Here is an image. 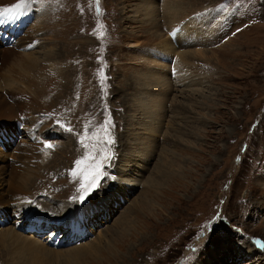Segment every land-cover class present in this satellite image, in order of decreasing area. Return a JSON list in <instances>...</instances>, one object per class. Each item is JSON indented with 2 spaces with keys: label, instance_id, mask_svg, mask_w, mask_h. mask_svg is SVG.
<instances>
[{
  "label": "rangeland",
  "instance_id": "1",
  "mask_svg": "<svg viewBox=\"0 0 264 264\" xmlns=\"http://www.w3.org/2000/svg\"><path fill=\"white\" fill-rule=\"evenodd\" d=\"M26 1L31 14L14 39L41 31L45 46L31 56L46 59H39L35 85L29 83L25 91L27 114L16 111L13 118L0 120V191L26 169L36 180L28 198L46 210L28 214L16 228L28 240L44 243L57 235L66 245L49 244L58 251L21 258L27 249L16 247L22 241L16 240L15 247L1 240L4 227H13L19 214L0 216V264H264V0ZM164 1L179 5L178 21L184 25L194 20L203 26L205 40L193 48L205 54L188 61L192 75L204 77V84L194 95L186 91L173 101L172 93L169 103H162L166 112L153 141L157 148L141 165L148 167L142 177L136 171L139 163L131 162L145 135L141 114L147 111L138 107L142 96L136 79L154 64L153 54L143 60L147 50L175 42V33L163 28L170 21L159 8ZM148 3L157 8L155 24ZM4 34L0 41L11 42L12 34ZM1 52L0 103L4 98L12 106L16 95L8 89L19 85L18 59L14 55L6 63ZM154 91L161 88L147 89ZM39 119L49 126L43 130L50 136L37 139L33 131V141L28 128ZM85 128L87 150L80 142ZM118 136L123 143L115 141ZM31 143L38 146L33 156L20 161L23 144ZM89 152L103 162V175L81 201L82 177L70 170ZM125 178L141 185L121 195L114 185L128 183ZM58 205L77 207V214L60 224ZM122 217L124 235H110ZM28 218L47 223L44 233L26 231ZM97 241L103 242L101 248Z\"/></svg>",
  "mask_w": 264,
  "mask_h": 264
},
{
  "label": "bare ground",
  "instance_id": "2",
  "mask_svg": "<svg viewBox=\"0 0 264 264\" xmlns=\"http://www.w3.org/2000/svg\"><path fill=\"white\" fill-rule=\"evenodd\" d=\"M6 1L8 0H0V9L9 8L11 7L12 4L17 3L18 0H10L11 3H5ZM25 2L26 4H23L22 7L16 9V11L13 14L3 17L2 18L3 22L0 23V36L1 35L4 36L5 31L9 32L13 36V38L10 40L11 42L5 43V42L0 41V51H2L1 53L4 55V59L6 63L12 58V56L15 55L14 60L18 59L16 65H18L19 68H18V73L17 71H14V72L18 78H21L18 82L19 85H16L14 87H9L8 89L10 90L12 94L16 95L15 97H13V99L15 100V103L12 106L9 104L10 105L9 106L4 98H3V102L0 103V120H5L10 117L13 118L16 111H18L17 116H19V113H20L21 116L23 117L25 116V113L29 111L27 109V106L29 103L28 101H30V99L27 96H25V91L29 89L28 87H30V85L32 84L35 85L36 81L34 79V75H35L34 71L40 63L38 61H40L41 59H44V60L46 59V58H40L38 56H31L32 55L31 52H33V54L40 53L41 50L39 51V49L40 48L42 49L45 46L44 38L42 37V34H40L41 31L37 33H34L32 31L28 33H23V35L21 36L19 35L20 37L18 39H14V35H16L19 32L17 28L21 27L24 24L25 20L29 18L30 17L29 15L31 14L30 5L28 4L29 1L27 2L25 0ZM159 8L160 9L162 8L164 13H166V16H169L170 18V21L167 23L168 29L164 25H163V28H165L167 32L172 31L173 33H175L174 36L176 35L177 39L175 37V42L173 45H170V44L168 45V43L166 45L165 43H163L162 48L160 50L157 49V46L155 47V49L157 50L150 49L149 52L147 50L146 51L147 54H145L147 58H143V60H147L148 58L151 57V54H153L154 61L152 62H154V64L152 66V69L149 70L146 76L144 73H140L138 75V79L139 80L143 79L144 81H139L138 79H136V84L137 85L139 84L141 86L139 88L141 90V96H142L141 97L142 100L139 103L138 107L141 106V110H147V111L141 114L143 116V122L146 121L144 124H142L145 135L139 138L140 141L139 140L138 141L141 142V147L138 151L139 154L136 153L137 155L132 157L133 159H131V162L132 164L139 163V164H136L139 169L138 170L136 168L137 169L136 171H137V175L138 174L142 175V177H143V174L141 172L144 170L146 171V169H148V167L144 168V166L146 165L145 162H147L148 164V162L153 158L154 152L157 148V141L156 142H153V141L155 137L159 135L160 133V127H161L162 117H163L161 113L165 114L166 112L164 105H162V103L165 102V104H168L169 101H167V98L170 95H172V93H175L171 96L172 100L175 97L177 98V95H179L178 97L183 96V93H185L186 91L194 95L195 91H199L198 88L200 89L203 88L202 86L204 84L203 82L204 80L202 81L204 77L198 76L199 78H196L192 75L193 71L189 69L190 64L188 61V59H191L193 57L195 58V56L197 55L205 54L204 49L201 50L200 48H193L194 46L201 45L203 41L205 40L202 38L205 36L203 33L204 31L203 26L201 24H198L197 22H194V20H193V23L189 25H184V23H182L183 21H178V18L180 16V11H178L179 5L177 3H174L171 1L170 2L164 1L159 5ZM149 9H151L152 11ZM156 10H157L156 6L154 7L153 4L148 3V7L146 8V11L150 13L152 12L153 15H152L151 22L154 24L158 20L157 18H153V16H155ZM135 13L137 14V12ZM155 27H157V24L155 25ZM177 27H180V32H176ZM151 35L157 37L158 39L161 37L157 32H153ZM5 38L10 39L11 35H6ZM2 44H4L6 47H2ZM29 47H32L35 49L33 51H27ZM185 47L189 49H185ZM19 48L22 50H19ZM192 48L193 50H191ZM159 53L161 54V56L157 59V54ZM0 57L2 58L1 55ZM47 58L49 59V55H47ZM171 68L173 69V74H171ZM201 76H204V75H201ZM24 83H26L27 85H25ZM29 83L30 85H28ZM153 85L155 87L159 86L161 88V91L160 92L154 91V93L148 94L147 89L149 87H153ZM162 90H165V91H162ZM31 92L33 94L35 93L34 91H31ZM38 121L40 122L41 125H37ZM38 121L36 120L34 124L33 125L31 124V126L29 125L30 127L28 128V131H30L29 135L30 136L33 135L31 138V140L33 141L36 138V135L34 134V132H37L38 134L37 139H39V137L45 138V137L50 136L48 132H46V130H43L46 127L49 128V126H45L44 125L45 122H43V120L41 119H39ZM18 124L22 125L21 121H18ZM1 128L3 127L0 126V129ZM9 132L12 133L13 131H9ZM9 137H12V135L9 134ZM5 140L6 139L3 138L2 142H4ZM115 141H119L122 143L124 142L123 140H120V136H118ZM23 145L25 146L23 149L19 148L21 152H24L22 153L23 155H21V153L18 151L19 149H17V151L19 152L18 154L20 155V161L23 160L24 156H27V155L33 156V152L34 150H36L34 146L35 145L37 146L36 143H31L29 145L23 144ZM152 148H153V151H151ZM29 152L31 154H28ZM49 153H46V157L49 155ZM144 163L145 165L141 166ZM166 164L171 165L169 160L166 162ZM25 170L26 169H23L22 173H16L15 175H12L11 181L9 182L8 189L3 192L0 191V210L1 212L5 213L4 215H0L1 218L9 219V215L19 214V217L16 218V222H14L13 227L12 226L4 227V231L2 233L4 234L5 232V235L1 240L7 241V243L8 241H10L12 244H14L16 240L22 241L23 245L21 246L16 247L14 244V246L17 249H22V248L27 249L25 252H23L20 255L21 258H24V256L22 257V255L23 254L26 255V253L27 254L30 253L32 255V254H36L37 252H57L58 251V249L51 250L49 247L50 246L49 244H51V246L53 244L54 248L57 246L66 245V241L65 240L61 241L60 237L57 235H53V236L50 235L51 238L49 237L50 239H48L47 241L44 240V243L43 242L39 243V241H35L32 239H31L32 241L30 239L29 241L27 238L23 236V234H21L22 232L20 233L21 230L19 231L16 228L15 224L25 219L28 214H35V215L40 216L42 214L37 213V211L46 210L45 205H38L39 203L33 204V202H30V199L28 198V196L36 180H34L33 176H32L33 177L32 179V177H30L31 175H27ZM12 171L10 172L8 171V173L12 174ZM3 172H2L3 174L5 173L7 174V172L5 171ZM124 181L128 183L116 182V184L114 185V190L118 191L119 194L121 195H123V192L125 193L126 191H128L127 193H132V191H135V189L139 187L138 185H141L137 179L125 178ZM0 190H2V187L0 188ZM9 193L11 194V196H9ZM12 203L13 205H11ZM72 207L73 208L67 209L62 205H58L57 208L59 209V213L57 215L59 216L55 218V220L56 221L59 220L61 222L60 224L66 223L70 215L75 214V213L77 214V211H78L77 207H74V206ZM45 216H46L45 218L49 220L47 218L48 216L47 215ZM28 220L30 224L28 228L25 229L26 231L34 230L37 232V234L44 233L42 232V230L44 229V226L48 225L47 223L43 222V220H40V218H28ZM125 221L126 220L124 217H122L121 220L118 219L116 221L117 225L115 227V230L109 232L110 235L114 233L119 235V232H121L123 236L125 233L123 225L126 226ZM33 237L36 238V236L34 235ZM36 239H39V238H36ZM99 240H102V239L99 238ZM102 243L101 241L99 242L97 241L96 245L99 248H101ZM1 246L4 247L3 244ZM95 246H91L90 250L94 249ZM36 260H37V257L35 261Z\"/></svg>",
  "mask_w": 264,
  "mask_h": 264
},
{
  "label": "snow or ice",
  "instance_id": "3",
  "mask_svg": "<svg viewBox=\"0 0 264 264\" xmlns=\"http://www.w3.org/2000/svg\"><path fill=\"white\" fill-rule=\"evenodd\" d=\"M97 4L99 3V0H96ZM25 3V0H21L20 4H17L11 8H5L0 9V23L3 22V17L13 14L16 9L23 6ZM102 36L103 33H100ZM102 75V74H101ZM71 131V129H68ZM81 144L85 147V149H89V144L86 142L88 140V131L87 128H85L84 133L81 134ZM48 147H52V145H48ZM104 159H107L105 156ZM75 166L73 169L70 170V174L73 177L80 176L82 177V183L80 185V189H82V195L80 196V200L83 201V199L95 188L99 185V180L101 176L103 175V162L97 161L96 157L89 152V154L85 157H81L80 159H77L75 162Z\"/></svg>",
  "mask_w": 264,
  "mask_h": 264
}]
</instances>
